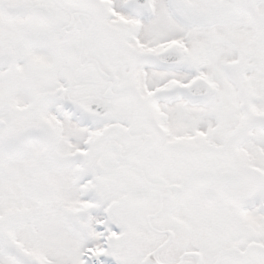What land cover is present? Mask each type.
<instances>
[{
	"label": "snow or ice",
	"instance_id": "1",
	"mask_svg": "<svg viewBox=\"0 0 264 264\" xmlns=\"http://www.w3.org/2000/svg\"><path fill=\"white\" fill-rule=\"evenodd\" d=\"M0 264H264V0H0Z\"/></svg>",
	"mask_w": 264,
	"mask_h": 264
}]
</instances>
